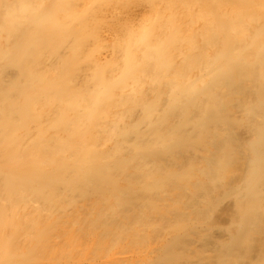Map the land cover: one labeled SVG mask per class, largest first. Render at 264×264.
<instances>
[{"label":"bare ground","instance_id":"bare-ground-1","mask_svg":"<svg viewBox=\"0 0 264 264\" xmlns=\"http://www.w3.org/2000/svg\"><path fill=\"white\" fill-rule=\"evenodd\" d=\"M0 0V264H264V0Z\"/></svg>","mask_w":264,"mask_h":264},{"label":"rangeland","instance_id":"rangeland-1","mask_svg":"<svg viewBox=\"0 0 264 264\" xmlns=\"http://www.w3.org/2000/svg\"><path fill=\"white\" fill-rule=\"evenodd\" d=\"M125 4V3H128L129 5H134V4H136L137 3V1H135V0H118L117 1V4L116 5H114V6H119V5H121V4Z\"/></svg>","mask_w":264,"mask_h":264}]
</instances>
